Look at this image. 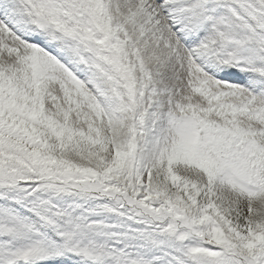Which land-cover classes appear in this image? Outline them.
Returning <instances> with one entry per match:
<instances>
[{
	"label": "snow or ice",
	"instance_id": "1",
	"mask_svg": "<svg viewBox=\"0 0 264 264\" xmlns=\"http://www.w3.org/2000/svg\"><path fill=\"white\" fill-rule=\"evenodd\" d=\"M0 264H264V0H0Z\"/></svg>",
	"mask_w": 264,
	"mask_h": 264
}]
</instances>
